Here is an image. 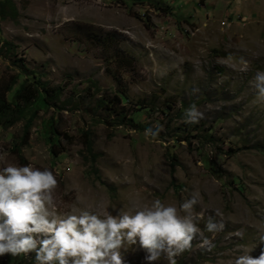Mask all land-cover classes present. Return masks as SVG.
Wrapping results in <instances>:
<instances>
[{"label":"rangeland","instance_id":"obj_1","mask_svg":"<svg viewBox=\"0 0 264 264\" xmlns=\"http://www.w3.org/2000/svg\"><path fill=\"white\" fill-rule=\"evenodd\" d=\"M257 70H264V0H8L0 16V80L16 79L9 101L25 84L39 98L15 125L0 127V167L52 171L61 214L101 211L96 205L131 210L157 197L178 206L196 192L201 230L214 213L224 229L214 238L203 232L215 244L211 252L194 240L177 264L258 257L264 103L249 86ZM55 89L59 109L40 99ZM101 98L113 112L119 98L124 109H146L134 114L133 126L120 125L99 108ZM193 102L204 119L185 124L182 113ZM30 115L28 143L14 152ZM156 123L164 130L146 138L144 129ZM122 255L127 264H144L135 246ZM33 257L5 255L0 264H34Z\"/></svg>","mask_w":264,"mask_h":264},{"label":"clouds","instance_id":"obj_2","mask_svg":"<svg viewBox=\"0 0 264 264\" xmlns=\"http://www.w3.org/2000/svg\"><path fill=\"white\" fill-rule=\"evenodd\" d=\"M239 63L247 70L248 61ZM255 99L264 103V70H257L249 81ZM199 88L191 89L192 95ZM204 113L190 103L182 113L185 124H198ZM164 130L156 123L144 129V136L156 140ZM3 159V154H0ZM57 179L48 168L42 170L31 164H8L0 167V257L28 256L33 253L34 264H127L122 249L135 246L141 250L144 264H177L176 258L190 251L192 242L203 252L215 248L213 240L203 232L223 231L224 223L208 216L204 228L198 226L199 214L194 207L199 194L192 192L178 206L166 205L160 198L131 210L101 211L89 208L58 213L55 190ZM241 236L237 230L233 233ZM264 245V235L260 236ZM230 264H264V247L258 257L238 255Z\"/></svg>","mask_w":264,"mask_h":264},{"label":"trees","instance_id":"obj_3","mask_svg":"<svg viewBox=\"0 0 264 264\" xmlns=\"http://www.w3.org/2000/svg\"><path fill=\"white\" fill-rule=\"evenodd\" d=\"M8 0H2L0 2V16L3 17V7L5 2ZM5 50H8L5 48ZM16 85V79H10L8 81H1L0 80V127L8 128L13 125H15L17 122H19L25 113V110L29 107H31L39 98V91L36 88H33L30 85H21L13 94L12 99L9 101L8 96L12 90L13 87ZM59 96L60 91L59 89L52 90L51 92H48L47 90L43 91V95L40 97L43 104L50 108L56 107L58 108L59 102ZM118 103L115 108L116 111L113 112L112 107L108 104L110 103V100H106L104 98H101L97 101V104L100 109L105 110L107 112H112L116 115L117 119H119V124H128V125H134V114H137L141 112L142 110L146 108H139L135 110H129L124 109V106H121V100L116 99L115 101ZM120 102V103H119ZM131 114V115H130ZM34 117L30 115V117L26 120L24 126H23V135L21 138V141L19 143L18 148L14 147L13 151H18L20 147L27 145L28 139H29V131L32 124V120ZM86 150L90 156H92V144L89 143L86 145ZM171 161V175L174 174V163L175 158L173 156H170ZM233 182L234 179H233ZM6 263L8 264L7 259H5ZM4 264V262H3Z\"/></svg>","mask_w":264,"mask_h":264}]
</instances>
